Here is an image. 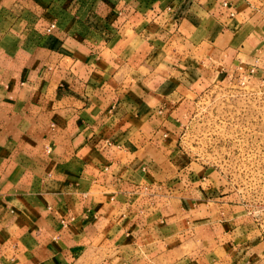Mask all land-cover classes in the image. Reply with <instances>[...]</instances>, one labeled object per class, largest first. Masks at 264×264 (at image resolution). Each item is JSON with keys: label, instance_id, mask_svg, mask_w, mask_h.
Returning <instances> with one entry per match:
<instances>
[{"label": "crops", "instance_id": "obj_1", "mask_svg": "<svg viewBox=\"0 0 264 264\" xmlns=\"http://www.w3.org/2000/svg\"><path fill=\"white\" fill-rule=\"evenodd\" d=\"M239 68L264 77V0H0V264H264L178 145Z\"/></svg>", "mask_w": 264, "mask_h": 264}, {"label": "rangeland", "instance_id": "obj_2", "mask_svg": "<svg viewBox=\"0 0 264 264\" xmlns=\"http://www.w3.org/2000/svg\"><path fill=\"white\" fill-rule=\"evenodd\" d=\"M250 85L254 86L255 94L259 93L257 81H251ZM226 95L224 91L213 90L202 97L181 147L191 148L193 139V148L201 159L220 167L214 169L255 215L264 236V89L257 100L251 96L244 106L234 96L236 92L233 98L231 93ZM255 117L261 120H254ZM192 158L195 162V157ZM243 166L254 168L242 170Z\"/></svg>", "mask_w": 264, "mask_h": 264}, {"label": "built area", "instance_id": "obj_3", "mask_svg": "<svg viewBox=\"0 0 264 264\" xmlns=\"http://www.w3.org/2000/svg\"><path fill=\"white\" fill-rule=\"evenodd\" d=\"M224 7H226V3L223 4ZM51 28H54V25L51 26ZM255 68H250L247 71H244L242 68H239L238 70V75L235 79H232L231 81H229L227 84L224 85H213L212 87H209L208 89H206L204 92H202V96L197 97L196 100L194 101V105H193V110L190 114V116L185 120V122H181L179 123L180 126V136L178 138V145L180 147V150L188 157L191 158L193 160L192 157H195V162H198V160L201 161L200 165L203 167H211V168H219V166L211 163L210 160L203 158L201 159V157L199 156V152L196 153V151L193 148V139H191V148L189 149H184L183 147H181V142H182V138L186 136V130L188 129L189 124H191V121L193 119V117L195 116V111L196 108L198 106V104H200V102L202 101V97H205L206 94L208 95L209 92L214 91H224L227 95L228 93H231V97L233 98L234 96L237 97V99L239 100V103H241L243 106L244 104H247L248 100H250L251 96L254 97L255 100L258 99V96L260 95V91H262L264 89V77L261 78H256L255 77ZM251 81H257L259 83V85L257 86V91L259 93L255 94V89L254 86L252 87L250 85ZM233 92H236L237 95H233ZM226 95V97H227ZM201 100V101H200ZM256 104H259L256 103ZM254 120H261V118L255 117ZM264 135V134H263ZM193 138V135H192ZM47 150H49V148H47ZM203 161V162H202ZM249 168H254V167H247V166H243V169H249ZM246 205V204H245ZM247 208V205H246ZM247 213L249 216H251L258 228L257 222L258 220L256 219L255 215H253L252 212H250L247 208ZM62 224L65 225V222H62ZM259 229V228H258ZM260 231V229H259ZM260 234L262 236V238H264V236L262 235L261 231Z\"/></svg>", "mask_w": 264, "mask_h": 264}]
</instances>
